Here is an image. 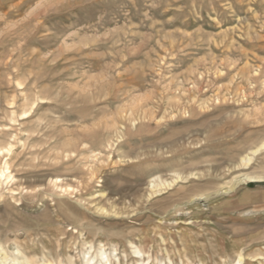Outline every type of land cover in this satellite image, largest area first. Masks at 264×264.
Wrapping results in <instances>:
<instances>
[{
  "label": "rangeland",
  "instance_id": "obj_1",
  "mask_svg": "<svg viewBox=\"0 0 264 264\" xmlns=\"http://www.w3.org/2000/svg\"><path fill=\"white\" fill-rule=\"evenodd\" d=\"M57 1L0 0L3 249L264 264V0Z\"/></svg>",
  "mask_w": 264,
  "mask_h": 264
},
{
  "label": "bare ground",
  "instance_id": "obj_2",
  "mask_svg": "<svg viewBox=\"0 0 264 264\" xmlns=\"http://www.w3.org/2000/svg\"><path fill=\"white\" fill-rule=\"evenodd\" d=\"M22 1V0H21ZM57 1V0H56ZM58 2V1H57ZM20 3V2H19ZM18 4V3H17ZM40 4V3H39ZM37 9V8H36ZM47 10V9H46ZM25 11V10H24ZM34 15V14H33ZM32 15V16H33ZM39 15V14H38ZM36 16V15H35ZM24 18V17H23ZM20 21V20H19ZM18 24V23H17ZM13 25V24H12ZM71 26V25H70ZM15 27H17V26H15ZM14 27V28H15ZM22 27V26H21ZM42 27V26H41ZM14 32V31H13ZM17 33V32H16ZM15 33V34H16ZM57 33V32H56ZM26 34V33H25ZM13 36V35H12ZM88 40V39H87ZM81 42V41H80ZM80 44V43H79ZM3 45V44H2ZM39 53V52H38ZM32 56V55H31ZM9 57V56H8ZM40 58V57H39ZM30 60V59H29ZM39 67H41V66H39ZM16 70V69H15ZM242 73V72H241ZM9 78V77H8ZM26 82V81H25ZM253 82V81H252ZM110 86V85H109ZM23 87V86H22ZM44 89V88H43ZM47 89V88H46ZM44 92H46V91H44ZM30 94V93H29ZM40 95V94H39ZM17 97V96H16ZM27 98V97H26ZM38 98V97H37ZM43 98V97H42ZM35 99H36V96H35ZM35 99H33V100H35ZM13 100V99H12ZM27 100V99H26ZM39 101H40V98L38 99ZM45 100V99H44ZM35 102V101H34ZM33 102V103H34ZM13 103V102H12ZM29 103H32V102H29ZM29 103L27 104V105H29ZM13 105V104H12ZM31 106V105H30ZM23 108V107H22ZM25 108V107H24ZM28 108V107H27ZM11 114H12V112H10ZM28 112L26 111V112H23L22 113V115L24 116V117H26L25 115L27 114ZM14 115V114H13ZM28 116V115H27ZM5 117V116H4ZM23 117V118H24ZM14 118H15V116H14ZM21 118V117H20ZM9 119V118H8ZM10 120V119H9ZM11 121H13L12 119H11ZM17 121V120H16ZM15 123V122H14ZM13 123V124H14ZM115 127V126H114ZM113 127V128H114ZM116 128V127H115ZM116 131V130H115ZM114 131V132H115ZM116 134V133H115ZM118 137H116V139H117ZM120 138V137H119ZM109 143V142H108ZM11 146V145H10ZM8 147V146H7ZM262 147H264V143L262 144V145H260L258 148H255L254 150H252L251 151V153L249 154V155H246L245 157H243L241 160H240V164H242V165H247V164H249L250 162H251V160L253 159V156L254 155H256L257 154V152L260 150V148H262ZM5 148V147H4ZM10 148H8V150H9ZM3 152V151H2ZM10 152V151H9ZM7 153V152H6ZM239 165V164H238ZM241 166V165H240ZM92 175V174H91ZM190 175V174H189ZM182 176V175H181ZM3 177V171H0V179ZM176 178V177H175ZM242 180H248V181H264V177L263 176H250V175H248V174H244V175H242ZM90 179V178H89ZM177 179V178H176ZM175 179V180H176ZM240 179V177L239 178H235V180H234V184H232L231 186H228L227 187V191H230V190H233V188H234V186H235V184L237 183V181ZM54 180V179H53ZM174 180V181H175ZM56 181H57V179L55 180V184H56ZM79 181V180H78ZM241 181V180H240ZM52 182V181H51ZM58 182V181H57ZM16 183H18V182H16ZM48 183V182H47ZM54 183V182H53ZM63 183V182H62ZM64 184V183H63ZM173 184H175V182L173 183ZM50 185H52V183L50 184ZM54 185V184H53ZM62 185V184H61ZM149 187H150V193L151 194H154L155 195V189L156 188H158V187H160V186H163L164 184L162 183V184H158L156 181H154V180H151L150 182H149ZM170 184H169V182L168 183H166L165 184V187H168ZM20 186V185H19ZM58 186V185H57ZM55 187V186H54ZM53 187V188H54ZM56 188V187H55ZM59 188H61V187H59ZM67 188H69V187H67ZM63 190V189H62ZM157 190H160V189H157ZM220 191V190H219ZM64 192V191H63ZM62 192V193H63ZM70 192V191H69ZM145 192V191H144ZM147 192V191H146ZM217 192V191H216ZM67 193V192H66ZM157 193H159V192H157ZM156 193V194H157ZM214 193V192H213ZM68 194V193H67ZM148 196V195H147ZM111 206V205H110ZM99 207V206H98ZM16 252V256L15 255H8V253L3 249V247L0 245V264H23V263H27L28 261H27V259H25V257L24 256H22L21 255V253L18 251V250H16L15 251ZM138 253V252H137ZM99 257H100V259H101V262H99L98 264H109V259H108V257L103 253V251H101L100 250V252H99ZM93 260H91V261H89V260H86L85 261V264H91V262H92ZM140 264H143V263H140ZM236 264H240V261L238 260V262L236 263Z\"/></svg>",
  "mask_w": 264,
  "mask_h": 264
}]
</instances>
